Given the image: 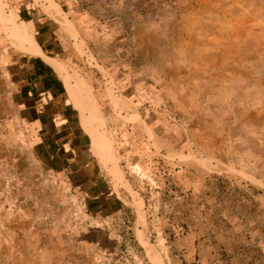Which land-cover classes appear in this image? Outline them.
<instances>
[{
    "label": "rangeland",
    "instance_id": "rangeland-1",
    "mask_svg": "<svg viewBox=\"0 0 264 264\" xmlns=\"http://www.w3.org/2000/svg\"><path fill=\"white\" fill-rule=\"evenodd\" d=\"M57 3L77 32L61 62L113 154L86 147L138 246L131 215L81 187L68 134L32 137L0 76V264H264V0Z\"/></svg>",
    "mask_w": 264,
    "mask_h": 264
},
{
    "label": "crops",
    "instance_id": "crops-1",
    "mask_svg": "<svg viewBox=\"0 0 264 264\" xmlns=\"http://www.w3.org/2000/svg\"><path fill=\"white\" fill-rule=\"evenodd\" d=\"M55 1L57 3L59 0ZM9 2L13 11L9 18H12L15 28L22 34L16 32L14 26L7 20L6 23L11 29L5 24L1 8L4 32L10 41L0 29V47L3 48L0 52V76L13 93L20 120L27 125L26 129L32 137H40L45 142L50 140V136L46 137L48 133L66 132L72 143L69 147L70 156H73L76 164L80 165L78 177L81 187L85 191L92 190L97 203L103 197L106 202L111 198L110 193H106L110 189L114 197L124 204L117 197V191L112 184L107 181L103 168L86 147L89 137L94 154L100 152L102 157L98 156L99 158H107L108 153L99 145H104V136L99 130L96 115L92 111H84L83 105L71 97L73 94L85 101L92 110V104L90 106L89 98L85 96L88 91L84 85L76 86L73 80L70 87L66 84L67 68L63 64L65 62L61 60L65 56L69 57L71 52L73 58L75 53L72 47L75 45L74 38L77 40V35L73 36L40 1L9 0ZM60 6L68 18L67 10L64 11L63 6L61 4ZM68 24L73 26L69 18ZM70 62L72 63L71 59ZM74 104L77 105L81 125L89 135L79 123ZM91 114L96 118L95 130H92L88 123Z\"/></svg>",
    "mask_w": 264,
    "mask_h": 264
},
{
    "label": "bare ground",
    "instance_id": "bare-ground-1",
    "mask_svg": "<svg viewBox=\"0 0 264 264\" xmlns=\"http://www.w3.org/2000/svg\"><path fill=\"white\" fill-rule=\"evenodd\" d=\"M40 2H42L45 5V8L50 11L52 13V15L57 18L61 24L73 35L76 36L77 33L75 32L74 28L72 25L68 24V18L67 16L64 14V12L61 9V6L56 3L55 0H38ZM47 5V7H46ZM14 18V17H13ZM71 82L72 79L70 77L67 78L66 84L68 87L71 86ZM71 97L76 99L79 103H81L84 107V111H91L90 108H88V106L86 105L85 101H82L78 98H76L73 94H71ZM92 115V116H91ZM90 117L88 118V123L89 126L92 130L96 129V118H94L93 114H91ZM104 138V137H103ZM104 145L105 147H107L108 151L110 153H112V147L110 145V143L106 140V138H104ZM113 154V153H112ZM142 210V209H141Z\"/></svg>",
    "mask_w": 264,
    "mask_h": 264
},
{
    "label": "trees",
    "instance_id": "trees-1",
    "mask_svg": "<svg viewBox=\"0 0 264 264\" xmlns=\"http://www.w3.org/2000/svg\"><path fill=\"white\" fill-rule=\"evenodd\" d=\"M63 10L65 11V9H66V7L65 6H63ZM97 156H99V157H102V154L100 153V152H97V153H95ZM106 193H110V196H111V198H110V201H104L105 200V198L103 197L102 199H101V201H99V203H98V205H97V209L99 210V211H105V210H108L107 209V207H108V202H110V203H115L116 204V206L119 208V211H121L124 215H122V217H124L125 219H127L126 217H125V214H130L131 215V220H127V222H128V233H130V239L131 240H133L134 241V246H138V243H137V241H136V239L134 238V235H133V224H134V222H135V220H136V216H135V211L134 210H132V208L130 209V208H128V207H126L124 204H121L115 197H114V194L110 191V189L109 190H107V192ZM126 198L128 199V197H127V195H126Z\"/></svg>",
    "mask_w": 264,
    "mask_h": 264
}]
</instances>
